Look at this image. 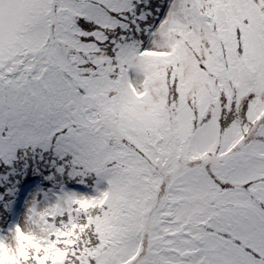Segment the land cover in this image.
Instances as JSON below:
<instances>
[{
	"label": "snow or ice",
	"instance_id": "1",
	"mask_svg": "<svg viewBox=\"0 0 264 264\" xmlns=\"http://www.w3.org/2000/svg\"><path fill=\"white\" fill-rule=\"evenodd\" d=\"M33 177L0 264H264V0H0V203Z\"/></svg>",
	"mask_w": 264,
	"mask_h": 264
},
{
	"label": "rangeland",
	"instance_id": "2",
	"mask_svg": "<svg viewBox=\"0 0 264 264\" xmlns=\"http://www.w3.org/2000/svg\"><path fill=\"white\" fill-rule=\"evenodd\" d=\"M36 178V177H35ZM23 183V182H22ZM52 182L45 180L43 177L38 178V182L31 184L30 188L26 192V194L23 196V198H19L18 200H14V198L11 200L10 203H0V214L3 212H7L10 220V214H12V221L9 222L8 220V229L7 233L2 234V237L0 239L7 240L8 242L5 243L7 248L11 251L15 248L17 244V239L15 235V239L11 240L12 234L14 233V229L17 224H21L22 221L26 220L29 214V209L35 205V207L38 210H43L44 208L48 207L50 204L55 202V198L57 195L61 194V187H57V189L52 190H45L43 188V184H50ZM81 186H76V189L79 190ZM68 190H72V187H67ZM44 189V190H43ZM29 222V221H28ZM30 228L28 230V233L33 234L37 236V238L42 237V233H40L39 229L31 224ZM0 226H3L1 228H5L6 224L3 223L2 220H0ZM4 235V236H3Z\"/></svg>",
	"mask_w": 264,
	"mask_h": 264
},
{
	"label": "trees",
	"instance_id": "3",
	"mask_svg": "<svg viewBox=\"0 0 264 264\" xmlns=\"http://www.w3.org/2000/svg\"><path fill=\"white\" fill-rule=\"evenodd\" d=\"M33 179L35 180V183L36 182H38V178H35V177H33ZM23 182V181H22ZM21 182V183H22ZM34 184V183H33ZM61 187V185L60 184H56V185H54L53 183H50V184H43V188L45 189V190H52V189H57V187ZM67 187H72L71 186V184L69 183L68 184V186ZM43 189V190H44ZM61 189V188H60ZM60 189H57V190H60ZM21 191H23V189L21 188L20 189ZM20 198V196H19V194L17 193V195L14 197V200H18ZM10 214V220H9V222H11L12 221V214L11 213H9ZM8 223L6 224V226H5V228L3 229V228H1V227H3V226H0V238L2 237V234H6L7 232V229H8ZM4 236V235H3Z\"/></svg>",
	"mask_w": 264,
	"mask_h": 264
},
{
	"label": "clouds",
	"instance_id": "4",
	"mask_svg": "<svg viewBox=\"0 0 264 264\" xmlns=\"http://www.w3.org/2000/svg\"><path fill=\"white\" fill-rule=\"evenodd\" d=\"M21 228L25 231V232H28L29 228H30V224L28 222V218L24 221H22V223L20 224ZM15 239V233L12 234V238L11 240H14ZM4 243H7L8 241L7 240H4L3 241Z\"/></svg>",
	"mask_w": 264,
	"mask_h": 264
}]
</instances>
